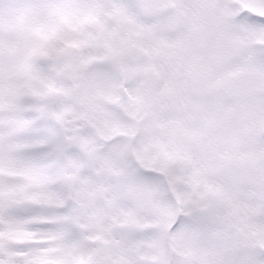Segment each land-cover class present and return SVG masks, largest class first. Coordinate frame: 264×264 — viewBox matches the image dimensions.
<instances>
[{"label":"snow or ice","instance_id":"6c2138e0","mask_svg":"<svg viewBox=\"0 0 264 264\" xmlns=\"http://www.w3.org/2000/svg\"><path fill=\"white\" fill-rule=\"evenodd\" d=\"M0 264H264V0H0Z\"/></svg>","mask_w":264,"mask_h":264}]
</instances>
